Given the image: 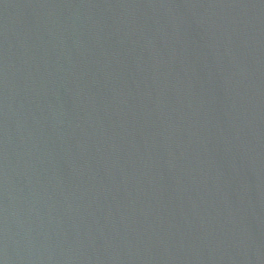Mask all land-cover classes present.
Masks as SVG:
<instances>
[{
  "label": "water",
  "instance_id": "water-1",
  "mask_svg": "<svg viewBox=\"0 0 264 264\" xmlns=\"http://www.w3.org/2000/svg\"><path fill=\"white\" fill-rule=\"evenodd\" d=\"M0 264H264V0H0Z\"/></svg>",
  "mask_w": 264,
  "mask_h": 264
}]
</instances>
